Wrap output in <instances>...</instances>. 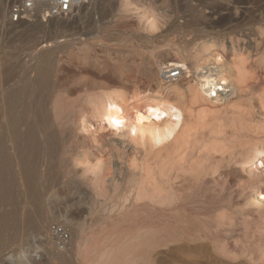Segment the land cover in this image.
Here are the masks:
<instances>
[{
  "label": "rangeland",
  "instance_id": "rangeland-1",
  "mask_svg": "<svg viewBox=\"0 0 264 264\" xmlns=\"http://www.w3.org/2000/svg\"><path fill=\"white\" fill-rule=\"evenodd\" d=\"M13 2L0 0V264L22 253L20 264H227L230 243L264 248V170L248 163L264 148V0H90L67 18L11 26ZM202 41L239 50L226 58L243 66L216 116L198 122L187 107L185 127L157 147L109 124L108 101L164 91L176 47ZM188 82L169 99L184 101ZM31 127L34 172L18 138ZM52 225L70 232L68 248L81 241L78 256L55 244Z\"/></svg>",
  "mask_w": 264,
  "mask_h": 264
},
{
  "label": "bare ground",
  "instance_id": "bare-ground-1",
  "mask_svg": "<svg viewBox=\"0 0 264 264\" xmlns=\"http://www.w3.org/2000/svg\"><path fill=\"white\" fill-rule=\"evenodd\" d=\"M88 2L90 3V0H88ZM3 11L4 8L3 6L1 8L0 5V12L2 13ZM9 34L12 36V40L15 41H20L25 36L23 34L15 35L13 31H10ZM196 48L198 53L195 52L196 54H194L193 51L195 48L192 50L186 46L176 47L179 53L177 55L179 56L181 54L183 58L179 56L182 58L180 61L169 64L167 67L163 66L162 68L163 81H166L167 68H179L183 71L181 79L186 78L189 80V85L186 86V92L182 93L183 90L181 92L182 94L187 93V97L186 94L184 95L186 100L178 93L181 96L179 97L184 99V101H171L172 99H169L171 96H169V90L172 89L175 92L179 80L170 83L166 81L170 85L167 89H164V91L145 92L139 96L129 98L128 100L124 99V101H117L114 99L108 101L105 106V113L109 115V124L117 130H123L124 128L130 129L136 137L142 141L147 140L152 147H157L171 140L185 127L187 122V116H185L187 107L188 109L194 108L192 110H195L194 112L197 113L198 117H195L196 114L193 116L194 112L192 116L199 120L205 119L206 116L209 117L210 114L214 115L213 113L217 115V113H219L218 110L222 108L221 106L236 97L239 92V87H241V83H239L240 81H238V79L243 71V66H239L233 58L232 60L226 58L227 53L236 56L239 54V50H234L231 47L229 49L224 43L222 45H216L208 41L206 43H203V41L200 42L199 46ZM197 50L195 49V51ZM187 62L192 65L193 71H190L191 67H189ZM191 72H193V75ZM181 86L184 87L185 85ZM224 106L226 107V105ZM72 107H74V104H72ZM192 110L188 111L191 112ZM215 111H217V113ZM187 114H189V112H187ZM212 115L210 116L211 118L216 116L214 115L212 117ZM198 119L197 121L200 122ZM91 121H89V119H84L82 121L84 123L83 130L86 132L91 131ZM18 138L24 140L28 144L26 150L27 154L23 156V161L24 164L30 167L31 171L34 172V169L30 166V159L28 158L31 155L29 153L32 152V149L37 145L34 128H29L21 137L18 136ZM3 144L4 139H0V161L5 164L9 158L7 148H5ZM248 163L253 170H264V148L257 149ZM7 184L8 174L6 168H3L0 164V204H3L6 200V192L3 190V187ZM256 200L264 204L263 190L257 191ZM178 201V199L172 196H166L160 203L172 206ZM64 217L66 218V216ZM66 221L70 223V220L66 219ZM80 243L81 241L78 240L77 247H71V249L67 248L78 256L81 250ZM32 247L33 250L38 249L36 246ZM64 252L69 253L67 251ZM24 257V253H22L18 260L10 257L9 261L13 262L15 260L20 264Z\"/></svg>",
  "mask_w": 264,
  "mask_h": 264
},
{
  "label": "built area",
  "instance_id": "built-area-1",
  "mask_svg": "<svg viewBox=\"0 0 264 264\" xmlns=\"http://www.w3.org/2000/svg\"><path fill=\"white\" fill-rule=\"evenodd\" d=\"M88 3V0H14L8 10V23L11 26L34 23L36 20L47 22L51 19L67 18L74 11ZM166 81L179 80L183 71L179 68L166 69ZM51 234L55 244L65 249L70 243V232L60 226L52 225Z\"/></svg>",
  "mask_w": 264,
  "mask_h": 264
},
{
  "label": "crops",
  "instance_id": "crops-1",
  "mask_svg": "<svg viewBox=\"0 0 264 264\" xmlns=\"http://www.w3.org/2000/svg\"><path fill=\"white\" fill-rule=\"evenodd\" d=\"M223 259L227 264H264V248L230 243L224 247Z\"/></svg>",
  "mask_w": 264,
  "mask_h": 264
}]
</instances>
